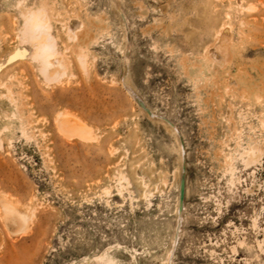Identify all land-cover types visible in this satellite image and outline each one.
<instances>
[{"label":"rangeland","instance_id":"1","mask_svg":"<svg viewBox=\"0 0 264 264\" xmlns=\"http://www.w3.org/2000/svg\"><path fill=\"white\" fill-rule=\"evenodd\" d=\"M0 264H264V0H0Z\"/></svg>","mask_w":264,"mask_h":264},{"label":"bare ground","instance_id":"2","mask_svg":"<svg viewBox=\"0 0 264 264\" xmlns=\"http://www.w3.org/2000/svg\"><path fill=\"white\" fill-rule=\"evenodd\" d=\"M226 14V13H225ZM29 18V17H28ZM36 20V23L39 22L38 26L41 27V31L39 32V35L37 36L34 35V30L31 28L30 25H27L26 30V35L28 40L31 41L36 47H37V50L39 51V54L37 55V57L40 56L41 58V62H42V71L46 76H54L56 75L57 71L55 69V66L58 65L57 64V58L55 57L54 53H53V50L50 46V39L48 37V34H47V29H46V21L43 20V19H40V16L39 15H35L34 17ZM33 20V19H32ZM31 21V20H30ZM34 21V20H33ZM254 21V19H253ZM247 23V22H246ZM251 22H249L250 24ZM34 24V23H33ZM71 29V28H70ZM36 50V51H37ZM83 65V64H82ZM61 70V69H60ZM70 126V125H69ZM83 128V127H82ZM82 131V130H80ZM252 150V149H251ZM250 150L249 148V152L247 153L248 155V158H249V161L252 162V151ZM244 151V150H243ZM242 154H245V152H243ZM245 154V156H247ZM254 156V155H253ZM257 156V155H256ZM257 159V158H256ZM231 166V165H230ZM245 166H248V162L247 164H245ZM232 168V167H229V169ZM231 170V169H230ZM230 172V171H229ZM233 172V171H232ZM231 172V173H232ZM184 180V179H183ZM181 187V186H180ZM178 201V200H177ZM181 204V203H180ZM10 205V204H9ZM9 205H3V211H4V218L7 220L9 219V221L11 220L14 224L15 220L18 219L19 222L21 223H25V219H27L25 216V218L23 217L22 213L20 212V214L18 213V211L16 212V209H13L11 206ZM18 206V205H17ZM177 205H176V212L178 211L177 210ZM20 223V224H21ZM18 224V222H17ZM19 225V224H18ZM23 227L24 225L21 224ZM20 225V227H21ZM22 228V227H21Z\"/></svg>","mask_w":264,"mask_h":264},{"label":"water","instance_id":"3","mask_svg":"<svg viewBox=\"0 0 264 264\" xmlns=\"http://www.w3.org/2000/svg\"><path fill=\"white\" fill-rule=\"evenodd\" d=\"M183 194H184V189H183V181L181 183V187H180V200H182L183 198ZM181 202V201H180Z\"/></svg>","mask_w":264,"mask_h":264}]
</instances>
